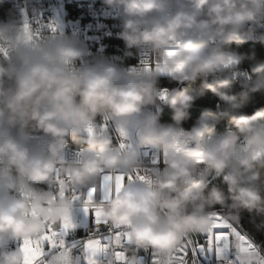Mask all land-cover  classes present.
Masks as SVG:
<instances>
[{
  "label": "clouds",
  "instance_id": "9594fccd",
  "mask_svg": "<svg viewBox=\"0 0 264 264\" xmlns=\"http://www.w3.org/2000/svg\"><path fill=\"white\" fill-rule=\"evenodd\" d=\"M101 4L118 13L122 56L92 55L75 35L60 26L46 31L23 8L0 19L7 52H0V264H25V240L74 223L86 203L74 201V191L97 188L103 174L137 170L144 180L88 205L105 227L129 234L125 264L153 255L163 264L185 239L207 233L217 212L237 227L246 212L245 232L257 242L255 233L264 234V106L251 115L243 108L264 95V56L249 44L264 48V0ZM133 52L143 59L127 65ZM163 79L188 87L169 91ZM209 94L216 109L201 107L194 117L197 100ZM150 153L162 157V169L144 163ZM113 262L109 255L104 264ZM46 264L83 260L61 249Z\"/></svg>",
  "mask_w": 264,
  "mask_h": 264
},
{
  "label": "snow or ice",
  "instance_id": "6c2138e0",
  "mask_svg": "<svg viewBox=\"0 0 264 264\" xmlns=\"http://www.w3.org/2000/svg\"><path fill=\"white\" fill-rule=\"evenodd\" d=\"M31 21L25 17V28L27 29ZM43 27L55 32L59 27L56 21L44 23ZM0 52H3L0 49ZM172 54V53H169ZM7 56V52H3ZM166 98V94L162 99ZM121 144V147H124ZM154 164L156 160L152 161ZM133 179L144 180L145 176L137 170L135 176L123 174L106 173L101 176L100 186L102 187L101 201L110 199L113 195H118L126 181ZM58 183L63 184L62 180ZM97 188L90 189L87 193H72L74 201L84 200L85 206L82 208L85 216H94L96 233L90 234L82 240L69 242L66 237L69 232L76 227L75 223L66 221L59 228L48 226L43 234L35 239L25 240L21 245L26 253L25 264H46V257L54 250L68 249L79 250L83 264H104L106 258L114 257L113 264H125L126 257L124 249L130 240L128 233L114 231L107 228L102 232L101 226H105L98 214H93L92 208L88 205H95ZM64 193L61 192V195ZM215 217L213 227L204 235L191 237L184 240L163 264H202L214 259L215 264H264V245L258 244L251 238L249 233L235 225L227 223L217 212L212 213ZM150 264H162L155 255L150 260Z\"/></svg>",
  "mask_w": 264,
  "mask_h": 264
},
{
  "label": "built area",
  "instance_id": "2783aa9c",
  "mask_svg": "<svg viewBox=\"0 0 264 264\" xmlns=\"http://www.w3.org/2000/svg\"><path fill=\"white\" fill-rule=\"evenodd\" d=\"M21 8L25 9L24 14L29 18L38 14L44 23L56 21L65 35H75L88 46L92 55L107 57L123 55V43L118 35L121 30L118 13L102 7L101 0H29L28 4H25L24 0H0V19H4L9 10L19 17ZM142 59L143 53L137 55L133 52L126 64L135 66ZM166 81V79L162 80L161 87ZM44 143L42 140L39 141L41 146ZM75 150L76 146L70 144L66 157L72 159ZM153 160L157 161V166L163 168L162 157L159 154L150 153L144 163L151 166ZM102 191L99 185L96 192L97 200L102 198ZM74 223L76 225L75 234L68 236L69 242L82 240L96 233L94 216H85L80 208H77L75 212ZM100 230L105 232L107 228L101 226ZM75 254H80L78 249L75 250ZM150 260L151 258L146 256L144 264H150ZM202 264H215V261L211 259Z\"/></svg>",
  "mask_w": 264,
  "mask_h": 264
},
{
  "label": "trees",
  "instance_id": "16d2710c",
  "mask_svg": "<svg viewBox=\"0 0 264 264\" xmlns=\"http://www.w3.org/2000/svg\"><path fill=\"white\" fill-rule=\"evenodd\" d=\"M255 43L256 44V48H257V54L258 56H264V48H261V45L259 42H251L249 41V44ZM248 45H245V47H247ZM167 87H169L170 89H177L178 91L181 90L182 88L188 87L187 84L184 85H177V84H169L167 82ZM235 91L237 93H240L242 90L239 88V86L236 87ZM264 106V95H260V94H256V97L254 100L248 101L244 104V108L243 111L248 114L251 115L252 112L254 111L255 108ZM201 107H211L213 108V110L216 109V100L214 97H212L210 94L205 96L202 99L197 100L196 105L194 106L193 109V116H198L200 113V109ZM171 116V113L169 112V110L167 109L166 106H163V113H162V119L163 120H169ZM224 128V124L222 123L219 126V130H223ZM240 229H243L244 231H250L251 230V225L249 223V215L245 212L243 214V220H242V225L240 227H238ZM255 237L257 242H261L264 241V234L261 233H255Z\"/></svg>",
  "mask_w": 264,
  "mask_h": 264
},
{
  "label": "rangeland",
  "instance_id": "374dc122",
  "mask_svg": "<svg viewBox=\"0 0 264 264\" xmlns=\"http://www.w3.org/2000/svg\"><path fill=\"white\" fill-rule=\"evenodd\" d=\"M166 84H167V81L165 82V85L164 86L162 85V88H165V89H168L169 91H171L172 89H170L169 87H167Z\"/></svg>",
  "mask_w": 264,
  "mask_h": 264
}]
</instances>
